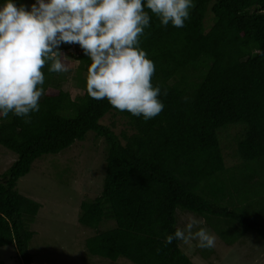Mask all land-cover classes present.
I'll use <instances>...</instances> for the list:
<instances>
[{
	"label": "trees",
	"instance_id": "obj_1",
	"mask_svg": "<svg viewBox=\"0 0 264 264\" xmlns=\"http://www.w3.org/2000/svg\"><path fill=\"white\" fill-rule=\"evenodd\" d=\"M29 9L34 0H15ZM150 15L141 47L156 72L165 107L145 121L63 90L64 73L47 65L40 111L30 121L0 118V146L16 156L0 176V248L14 246L20 264H34L30 225L42 206L17 190L33 163L57 155L89 133L106 145L101 195L83 201L79 222L98 230L87 239L94 257L133 264H194L181 241L165 244L177 228V210L201 217L232 246L249 231L264 240V0H195L183 28L162 26ZM212 23L206 25L208 14ZM88 75L91 64L78 45H64ZM166 90L167 94L164 95ZM74 97V98H73ZM126 119L120 135L102 124L108 114ZM237 129L236 134L232 131ZM228 150L235 163L228 166ZM111 222L115 224L112 225ZM232 228V230H229ZM4 264V263H0Z\"/></svg>",
	"mask_w": 264,
	"mask_h": 264
},
{
	"label": "clouds",
	"instance_id": "obj_2",
	"mask_svg": "<svg viewBox=\"0 0 264 264\" xmlns=\"http://www.w3.org/2000/svg\"><path fill=\"white\" fill-rule=\"evenodd\" d=\"M195 0H35L30 7L0 0V118H25L40 111L47 65L50 73L69 70L61 51L78 45L90 59L86 91L119 110L145 121L157 117L165 105L160 86H153L154 62L141 47L150 27L148 9L162 26L183 28ZM167 94L166 90L163 93ZM195 229V230H194ZM197 241L212 249L216 237L190 219L165 237Z\"/></svg>",
	"mask_w": 264,
	"mask_h": 264
},
{
	"label": "rangeland",
	"instance_id": "obj_3",
	"mask_svg": "<svg viewBox=\"0 0 264 264\" xmlns=\"http://www.w3.org/2000/svg\"><path fill=\"white\" fill-rule=\"evenodd\" d=\"M206 21V25L210 26V13ZM78 53L79 51L72 50L66 54L70 66L63 76V90L72 93L74 97L82 95L81 85L87 78L80 63L71 57ZM102 124L115 125L113 130L118 135L128 129L126 119L112 113L103 119ZM237 132L239 131L234 129L231 134ZM224 152L227 165L232 166L235 159L231 160V156L227 155L230 154L228 150L225 149ZM15 160L13 153L0 146V176ZM105 167L104 140L96 139L93 133H89L85 141L75 143L60 154L44 156L35 161L30 173L19 180V193L42 206L30 225L34 237L29 251L34 257V264H133L124 258L112 262L94 257L86 249L87 239L112 228L107 224L93 230L83 227L79 222L81 203L92 201L102 193ZM176 218L177 228H184L190 219H195L199 222V227L216 237L215 247L212 249H202L194 240L180 242L181 249L194 264H264V240L255 232H247L239 242L229 246L211 232L198 215L179 209ZM18 256L14 246L0 248V263L20 264Z\"/></svg>",
	"mask_w": 264,
	"mask_h": 264
}]
</instances>
